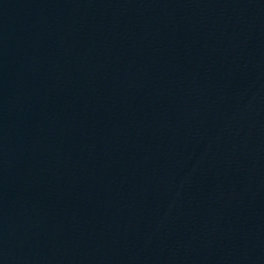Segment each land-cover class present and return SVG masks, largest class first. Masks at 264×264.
I'll return each instance as SVG.
<instances>
[{"label": "water", "instance_id": "obj_1", "mask_svg": "<svg viewBox=\"0 0 264 264\" xmlns=\"http://www.w3.org/2000/svg\"><path fill=\"white\" fill-rule=\"evenodd\" d=\"M0 264H264V0H0Z\"/></svg>", "mask_w": 264, "mask_h": 264}]
</instances>
